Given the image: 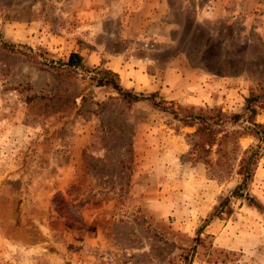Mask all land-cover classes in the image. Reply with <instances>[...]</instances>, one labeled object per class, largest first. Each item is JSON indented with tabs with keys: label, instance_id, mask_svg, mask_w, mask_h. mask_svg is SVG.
<instances>
[{
	"label": "rangeland",
	"instance_id": "374dc122",
	"mask_svg": "<svg viewBox=\"0 0 264 264\" xmlns=\"http://www.w3.org/2000/svg\"><path fill=\"white\" fill-rule=\"evenodd\" d=\"M0 36L88 70L0 50V264H264V140L244 189L260 208L230 197L210 216L256 140L190 163L195 126L169 112L243 111L264 83V0H0ZM100 55L159 81L116 72L165 111L95 86Z\"/></svg>",
	"mask_w": 264,
	"mask_h": 264
},
{
	"label": "trees",
	"instance_id": "16d2710c",
	"mask_svg": "<svg viewBox=\"0 0 264 264\" xmlns=\"http://www.w3.org/2000/svg\"><path fill=\"white\" fill-rule=\"evenodd\" d=\"M28 49V51H25ZM0 50H6L12 53H20L27 59L36 60L44 68L54 69L56 71H67L71 74H77L88 71L84 66L82 57L79 53L71 51L65 61L52 60L45 57L43 52L32 51L30 48L21 44H14L6 41L0 36ZM43 58L38 60L41 56ZM94 75L90 77L95 86H106L112 89L118 97L128 105L148 100L151 106L162 111L165 107L160 105V101H154L155 92L144 95L140 92L125 89L121 86L118 74L113 70L100 67L94 69ZM264 110V83L256 85L249 90L244 98L243 111L241 113L225 114L219 108H193L185 105H178L176 110H170L173 119L184 125L195 126L191 133V147L187 153V159L190 163L207 160L210 153H213L215 163L221 164L228 153V150L238 149V140L244 136H252L256 143L249 145L241 150L237 163L236 173L239 175V182L229 191V194L214 205L210 216L226 205L230 197H244L256 208H260L256 200L247 195L245 187L251 180L257 160L262 155L261 145L264 140V124L255 122L254 117L259 111ZM239 125L240 129H230V126ZM189 264V263H186Z\"/></svg>",
	"mask_w": 264,
	"mask_h": 264
},
{
	"label": "crops",
	"instance_id": "0c3cea01",
	"mask_svg": "<svg viewBox=\"0 0 264 264\" xmlns=\"http://www.w3.org/2000/svg\"><path fill=\"white\" fill-rule=\"evenodd\" d=\"M80 54V53H79ZM96 65L109 68L119 74L120 82L126 88H133V90H142L145 88L147 90H158L160 94H163V88H160L159 81L150 77V75H146V73L142 72L141 68H131L128 67V63H124L123 65L119 62L115 57L110 60H107L104 55H100L98 60L96 61ZM122 71V74L119 73ZM124 73H127V83H123L124 81ZM130 79V80H129ZM141 88V89H140ZM174 96V95H172ZM168 97L169 99L172 98Z\"/></svg>",
	"mask_w": 264,
	"mask_h": 264
}]
</instances>
